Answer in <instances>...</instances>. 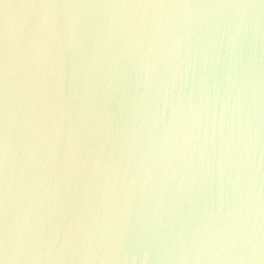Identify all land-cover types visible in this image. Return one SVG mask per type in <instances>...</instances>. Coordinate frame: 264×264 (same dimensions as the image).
I'll return each mask as SVG.
<instances>
[{
    "label": "clouds",
    "instance_id": "obj_1",
    "mask_svg": "<svg viewBox=\"0 0 264 264\" xmlns=\"http://www.w3.org/2000/svg\"><path fill=\"white\" fill-rule=\"evenodd\" d=\"M27 7L0 40V264H264V0Z\"/></svg>",
    "mask_w": 264,
    "mask_h": 264
},
{
    "label": "water",
    "instance_id": "obj_2",
    "mask_svg": "<svg viewBox=\"0 0 264 264\" xmlns=\"http://www.w3.org/2000/svg\"><path fill=\"white\" fill-rule=\"evenodd\" d=\"M45 2H99V0H3L0 3V40L4 35L5 23L11 32H16L21 26L29 27L36 23L39 17L43 14L42 10L27 5H38ZM4 4H8L7 10L4 9Z\"/></svg>",
    "mask_w": 264,
    "mask_h": 264
}]
</instances>
